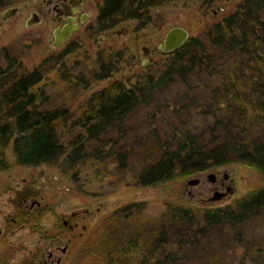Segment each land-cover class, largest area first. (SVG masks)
Returning <instances> with one entry per match:
<instances>
[{
    "label": "trees",
    "instance_id": "obj_1",
    "mask_svg": "<svg viewBox=\"0 0 264 264\" xmlns=\"http://www.w3.org/2000/svg\"><path fill=\"white\" fill-rule=\"evenodd\" d=\"M16 1L0 0V10ZM214 2L103 0L96 29L110 30L129 20H136L144 28L154 23L156 9L196 5L199 10H206ZM117 55L120 57L110 52L98 59L94 80L108 81L98 90H92L83 72L75 73L62 65L59 70L65 83L92 91L84 105L71 113L68 107H47L50 95L37 87L45 79L42 69L29 70L20 56L2 48L0 171L13 165L46 164L77 184L81 193L89 194L94 185L110 184L112 191L108 193L129 187V175L137 186L156 187L173 180L184 181L213 167L240 163L253 169L262 181L254 190L233 204L215 208H195L166 200L162 216L144 224V232L143 225L140 231V227L127 224V218L132 216L129 213L119 221L128 226L120 232L125 243L118 252L139 255L138 264H182V254L188 249L199 251L216 233L230 243L225 252L241 249L235 264H264V142L259 137L247 142L242 134L251 130L247 125L252 127L255 123L264 131V0H245L223 19L207 23L200 35L191 36L180 48L163 54L166 60L162 69L153 70L151 66L129 84L113 79L123 58L114 60ZM220 58L232 60L237 78L231 77V71L223 75L212 89L211 101L237 117L242 132L229 131L226 138L213 132V145L205 147L190 130H176L175 138L160 140L154 150L142 153L140 161L132 164L118 140L106 137L114 125L174 78L208 69ZM124 134L126 130L120 128L119 138ZM9 152L15 158L13 164L8 161ZM115 218H106L109 230L118 225ZM256 223L261 239L254 232ZM217 258L215 254L208 264H221ZM106 264H117L116 259L110 256Z\"/></svg>",
    "mask_w": 264,
    "mask_h": 264
},
{
    "label": "rangeland",
    "instance_id": "obj_2",
    "mask_svg": "<svg viewBox=\"0 0 264 264\" xmlns=\"http://www.w3.org/2000/svg\"><path fill=\"white\" fill-rule=\"evenodd\" d=\"M46 1L18 0L14 3L19 7V12L8 22L0 20V50L7 47L12 54L20 56L21 62L29 70L42 69L45 79L37 87L44 88L50 95L47 107H68L73 113L84 105L92 91L65 83L59 70L63 64L72 72H83L90 80L92 90H98L108 83L94 80L98 59L110 52L118 53L120 57L117 55L114 60L123 58L113 79L129 84L136 81L138 76L147 72L151 66L153 70L162 69L166 56L159 50V45L170 28L183 26L190 31L191 36H198L204 31L207 23L223 19L245 0H215L206 10H199L196 5H168L156 9L154 23L144 28L136 20H129L108 32L96 29L103 0H88L84 8L89 18L83 28L72 40L58 47L53 46L55 22L51 17L52 13H48ZM4 9L0 10V14ZM33 11L38 12L43 21L28 27L26 21ZM144 46L149 47V55H145ZM3 63L4 60L0 56V65ZM233 65L231 59L220 58L210 64L208 69L174 78L146 102L133 109L122 122L114 125L106 137L118 140L119 147L127 153L128 161L132 164L140 161L142 153L154 150L160 140L173 137L176 130H190L199 136L205 147L213 145L210 142L213 132L221 138H226L229 131L242 132L238 118L224 106L214 105L211 101L212 89L223 75L231 71V77L237 78L234 76L236 70ZM219 120L223 123L216 124ZM247 127L251 130L242 132L245 141L259 137L264 142V131L260 124L255 123L252 127ZM120 128L126 130V134L121 138ZM8 161L11 164L15 162L11 152L8 154ZM217 171H221V176L224 172H229L236 180V193L227 200L211 201L213 192L210 190L212 182L209 174ZM129 176V187L108 193L112 188L107 183L103 186L94 185L89 194H83L76 188L77 184L65 178L57 168L46 164L13 165L0 171V224H4L5 217H16L17 212L13 210L19 206L25 190L37 200L43 201L40 211L45 210V213L36 219L43 227L42 230H55L59 223L58 216L62 213L69 214L76 210L92 212L77 220L87 226V231L84 238L76 240L71 253L65 258V264H106L110 256L116 259L117 264H138L139 255L129 256L118 252L125 243V238L119 235L124 232L126 226L140 227L141 231L142 225L162 216L166 200L195 208L223 207L233 204L235 200L244 197L262 183L253 169L240 163L213 167L196 172L184 181L173 180L156 187L137 186ZM196 177L201 179L202 184H187L188 179ZM47 202L49 205H46ZM129 213L137 219L128 217ZM110 215L116 217L118 225L109 230L106 218ZM124 216L128 217V225L123 222L119 224ZM33 221H28L26 227L10 225L3 235L5 243L11 240L26 244L35 240L37 233L32 229ZM146 227L145 225L143 232L147 230ZM258 231L259 226L256 223L254 232L261 239ZM229 245L230 243L215 233L202 244L199 251L188 249L180 256V260L182 264H208L213 260V256L218 254L217 259L221 264H235L241 249L235 253L225 252ZM10 253L20 254L22 251L20 247H14Z\"/></svg>",
    "mask_w": 264,
    "mask_h": 264
},
{
    "label": "flooded vegetation",
    "instance_id": "obj_3",
    "mask_svg": "<svg viewBox=\"0 0 264 264\" xmlns=\"http://www.w3.org/2000/svg\"><path fill=\"white\" fill-rule=\"evenodd\" d=\"M88 0H47L48 13H52L51 17L55 22L56 28H65L66 26L76 25L77 30L71 38L65 40L69 41L75 36L77 32L83 28V24L88 20L89 14L84 8L85 2ZM14 5V4H13ZM11 5V6H13ZM19 12V11H18ZM58 19V22L55 21ZM111 30V29H110ZM108 32V30H104ZM55 37L53 38V41ZM63 42V43H65ZM233 175L229 172L223 173L221 171L215 172L214 179L211 181L213 195L217 193H225L221 200H226L228 197V189L232 188L235 182H232ZM200 184H202L200 182ZM22 191V190H21ZM24 196L20 198L19 206L13 211L16 217H5L4 224H0V264H65V258L68 256L76 240L84 238L87 226L80 224L77 220L82 216L91 214L89 210H76L69 214L62 213L58 216V226L55 230L40 226L36 222L39 215H43L45 210L40 209L42 200H37L35 196L29 194L24 190ZM22 193V194H23ZM30 200V204H28ZM46 205H49L47 202ZM52 209V208H51ZM54 210V209H53ZM39 211V212H38ZM20 212V213H19ZM34 220L32 229L37 233L35 240L26 244H19L16 241H8L5 243L4 234L10 225H21L26 227L28 221ZM42 230V231H41ZM7 246V248L5 247ZM11 246V247H8ZM14 247H20L22 253L11 254L10 251Z\"/></svg>",
    "mask_w": 264,
    "mask_h": 264
},
{
    "label": "water",
    "instance_id": "obj_4",
    "mask_svg": "<svg viewBox=\"0 0 264 264\" xmlns=\"http://www.w3.org/2000/svg\"><path fill=\"white\" fill-rule=\"evenodd\" d=\"M18 11H19L18 6H15V5L9 6L1 12L0 20L2 22H8L11 18H13L18 13ZM42 21L43 20H42L41 15L38 12L33 11L29 19L26 21V25L30 27L36 24H40ZM55 21L58 22V19L55 18ZM76 30H77L76 25L66 26L63 29L59 27L56 28L53 32V36L55 37V40L53 41V46L54 47L60 46L63 42H65L66 39L71 38L74 35ZM190 37H191L190 31L186 29L185 27L183 26L172 27L165 34L163 42L159 45V50L164 53H170L180 48L182 45H184L189 40ZM49 41H51V39ZM144 53L145 55L150 54L149 47L144 46ZM233 171H235V169H233ZM214 175H215V172H212L211 174H209L211 181L214 179ZM200 182H201V179L199 177L190 178L187 180L188 185H198L200 184ZM232 182H235V178L232 179ZM235 193H236L235 186H233L232 188H229L228 197L226 198V200L231 198ZM224 194L225 193L215 192V194L211 198V201L221 200Z\"/></svg>",
    "mask_w": 264,
    "mask_h": 264
}]
</instances>
